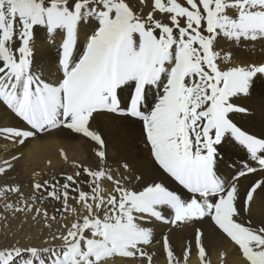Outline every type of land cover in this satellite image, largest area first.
Masks as SVG:
<instances>
[{
	"label": "snow or ice",
	"instance_id": "obj_1",
	"mask_svg": "<svg viewBox=\"0 0 264 264\" xmlns=\"http://www.w3.org/2000/svg\"><path fill=\"white\" fill-rule=\"evenodd\" d=\"M37 27L51 44L61 38L62 76L53 82L33 67ZM221 38L229 48L219 47ZM258 43L264 45V0H0V103L27 126L0 127V140L24 146L66 129L90 141L97 158L95 165L73 161L74 173L59 179L41 183L34 173L39 203L59 204L51 217L35 196L29 203L19 186L0 185V209L13 216L33 214L48 229L58 216L73 217L51 236L60 245L17 240L0 246V264H154L147 248L155 222L194 229L180 255L163 236L166 264H189L193 247L199 264H210L204 224L225 246L222 264L229 250L240 264H264V219L251 218L257 196L264 200V178L243 194L239 188L241 178L264 176V139L231 118L247 111L233 98L249 95L264 77V61L237 63L236 51ZM98 114L141 121L145 149L186 198L163 182L146 181L127 161L114 168L106 141L91 129ZM228 137L252 162L230 179L217 174L218 146ZM22 156L0 160V176Z\"/></svg>",
	"mask_w": 264,
	"mask_h": 264
},
{
	"label": "bare ground",
	"instance_id": "obj_2",
	"mask_svg": "<svg viewBox=\"0 0 264 264\" xmlns=\"http://www.w3.org/2000/svg\"><path fill=\"white\" fill-rule=\"evenodd\" d=\"M135 4L136 0H129ZM148 9H144L147 12ZM60 36L56 37V43L51 44L45 40V32L37 27L35 30V44L33 67L43 71V78L53 82L62 76L58 71V48ZM84 38L80 37L79 49H83ZM219 47L229 48L230 45L223 38L219 41ZM78 54V53H77ZM264 61V45L241 47L236 51V62L240 64L259 63ZM125 91V94H127ZM233 102L238 106L247 109L243 113H233V122L242 130L259 139H264V77L255 81L250 94L233 98ZM91 129L99 132L107 145V156L113 167L118 166V162L127 161L137 174H142L146 181L155 180L163 182L170 190L176 191L186 198V191L183 190L167 174L159 169L158 165L151 159L149 152L142 143L143 125L141 121H123L115 119L107 114L95 115L90 121ZM4 126H27L14 116L6 107L0 103V127ZM219 162L217 164V174L223 178L230 179L231 174L242 168L245 163H252L245 149L237 144L230 137L226 138L221 146H218ZM22 158L15 163L13 170L7 176H0V185L14 184L21 188V192L29 203L32 197L37 199V206L47 209L49 217L55 214V209L59 204L51 199L45 198L43 204L39 203L40 193L33 192L32 183L34 173L35 180L40 181L53 177L61 178L64 174H73L75 169L71 166L73 161L85 165H95L97 158L91 151V142L78 134L71 133L70 130H53L50 134H43L38 139H30L24 146L13 145L11 142L0 140V160L10 159L12 155H20ZM66 154V163L61 155ZM51 162V163H49ZM123 171V169H121ZM264 178L261 173L250 174L246 178H241L239 188L241 193L257 179ZM110 190V186H108ZM17 196L10 194L9 202L15 203ZM74 204V201H70ZM167 214V213H165ZM33 214L25 215L18 213L13 216L11 213L0 209V246H7L14 241H20L21 245L33 244L37 246L60 245V241H52L51 236L57 232L61 223H70L73 217L64 219L57 217V221L52 222L51 229L45 228L42 218L32 219ZM7 217V220L3 217ZM251 218L254 221L264 219V200L257 196L252 205ZM154 239L152 245L147 250L155 253L154 264H166L162 240L164 235H168L170 244L177 255H180L189 241L193 240L194 229L184 227L180 229L170 228L168 225L155 222ZM206 233V246L209 252L210 264H222L220 251L222 246L218 243L212 228L208 224L201 226ZM48 241V245L44 242ZM228 264H240L234 254L227 257ZM189 264H199L198 256L193 247Z\"/></svg>",
	"mask_w": 264,
	"mask_h": 264
}]
</instances>
